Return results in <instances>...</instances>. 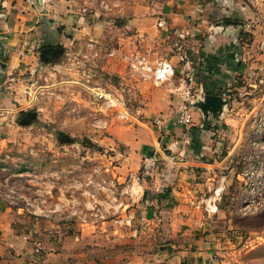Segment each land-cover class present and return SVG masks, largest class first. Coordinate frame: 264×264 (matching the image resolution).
Here are the masks:
<instances>
[{
    "label": "rangeland",
    "instance_id": "obj_1",
    "mask_svg": "<svg viewBox=\"0 0 264 264\" xmlns=\"http://www.w3.org/2000/svg\"><path fill=\"white\" fill-rule=\"evenodd\" d=\"M121 6L111 11V24L118 25L112 32L91 37L71 57L50 59L60 60L59 70L40 60L35 69L4 75L8 81L0 82V246L10 224L19 230L40 229L43 234L36 238L44 244L57 231L64 239L80 238L76 242L92 255L123 263L156 253L165 243L160 237L154 240L163 223L150 222L152 207L132 175L119 179L117 172L145 170L139 158L150 154L151 147L144 140L161 139L167 114L176 113L182 125L180 81L192 73L195 84L196 73L161 84L144 77L149 73L134 58L144 56L154 67L159 57L144 48H125L119 38L126 32L118 30L125 19L118 14ZM86 12L90 15V8ZM172 34L171 52L181 62L192 60L185 43L182 50L173 47ZM259 51L263 56L264 49ZM260 63L250 76L229 79L219 92L203 90L192 110V119L198 114L201 125L186 129L195 155L205 151L210 164L198 168H216L217 173L209 172L211 180L208 174L199 177L181 204V215L194 221L187 243L194 240L202 252L200 264H264V61ZM177 87L181 95L172 92ZM99 88L106 100L96 101ZM207 95L214 99L200 105ZM203 131L213 133L207 136L211 149L200 138ZM85 229H93L91 235ZM5 257L0 247V264H8Z\"/></svg>",
    "mask_w": 264,
    "mask_h": 264
},
{
    "label": "crops",
    "instance_id": "obj_2",
    "mask_svg": "<svg viewBox=\"0 0 264 264\" xmlns=\"http://www.w3.org/2000/svg\"><path fill=\"white\" fill-rule=\"evenodd\" d=\"M88 1L93 0H0V82L6 84L7 76L21 73L22 69H35L40 60L52 65L51 69L59 70L62 67L60 60L50 59L54 56H60V59L71 57L72 52L77 47L78 51L82 50L87 41L92 40L91 37H104L107 30L112 32L113 27L118 26H113L110 18L111 11L118 4L122 5L118 14L125 18L119 21L121 27H118V30L127 33L124 40L119 38L126 45L125 48L130 52L144 48L151 57L172 62L178 78L189 71L195 72L194 85L196 89L203 86L205 93L219 92L228 86L233 77L247 78L252 68L263 66L260 62L264 61V55H260L259 50H263L261 47L264 43V0H94L90 6ZM89 8L91 14L86 15ZM91 8H94L93 13ZM161 20L168 22L165 29L158 26ZM174 30L194 35L185 43L192 57L189 62H181L174 51L171 52L170 33ZM167 49L170 52L165 54L164 50ZM172 92L181 95L180 87L172 89ZM197 118L198 114L194 115V123L184 127L178 123L176 113L167 114L160 127L161 139L154 137L144 140L151 147L150 154L145 152L139 158V163H145L148 158L158 157L157 166L150 169L149 174L145 170L117 172L119 179L132 175L133 183L144 195V201L152 207L149 210L152 215L150 222L163 223L160 234L154 236V240L162 238L166 243L157 246L158 252L136 255L133 261L123 263L116 257L92 255L89 248L76 242L80 238L69 236L70 239H64L57 231L50 243L44 244L36 238L40 229L29 227L19 230L10 224L2 240L4 246H0L6 262L200 264L197 257L202 252L194 247V240L187 243L195 232L194 221L180 213L183 210V196L187 199L190 197V191L200 181L198 178L208 174L207 179L211 180V171L217 175L216 168H198L207 165L203 157L205 151L200 157L195 155L192 138L186 131L189 127L201 125ZM223 119L221 121L232 125L225 117ZM212 134L203 131L200 136L205 149H211L212 139L207 136ZM92 230L85 229V232L91 235Z\"/></svg>",
    "mask_w": 264,
    "mask_h": 264
},
{
    "label": "built area",
    "instance_id": "obj_3",
    "mask_svg": "<svg viewBox=\"0 0 264 264\" xmlns=\"http://www.w3.org/2000/svg\"><path fill=\"white\" fill-rule=\"evenodd\" d=\"M32 1H29V3ZM159 28L160 29H165L168 26V22L166 20H161L159 22ZM172 36H173V44H174V48L176 50H182L184 43H186L187 41H189V39L193 38V35H191V33L189 32H180L178 30H174L172 31ZM90 47L92 49H94L95 44H91ZM262 49H264V43L262 44ZM110 56L114 55V51L113 52H109ZM135 62H137V67L143 70H146L147 73H149V75H144V77L152 79L153 81H155V83L157 84H161L164 83L166 81L171 80V82L173 83V79H176V68L174 66L173 63L168 62V61H162V60H156L157 64L154 65V67L149 65V61L147 60L146 57L144 56H138L134 58ZM181 60H187L185 57H182ZM189 75H187L186 79L181 80L180 82L183 85V95L181 97V102L179 104V120L180 123L183 126H190L193 122L192 119V110L195 108V105L198 101V99H196V97H200L203 98L202 96L203 94V86H199L198 89H196L195 85H194V79H193V74L192 73H188ZM198 92V93H196ZM106 92L102 89H97V91L94 93V96L96 98V101H103L106 100ZM226 99V98H225ZM201 101V100H200ZM109 103L112 104V107L115 106L114 101L109 98ZM199 103V102H198ZM161 121L159 120L157 123H160ZM159 161L158 157H151L148 158L145 161V171L147 174H149L150 169L154 168L155 166H157V162ZM215 209H217V207L215 206Z\"/></svg>",
    "mask_w": 264,
    "mask_h": 264
},
{
    "label": "water",
    "instance_id": "obj_4",
    "mask_svg": "<svg viewBox=\"0 0 264 264\" xmlns=\"http://www.w3.org/2000/svg\"><path fill=\"white\" fill-rule=\"evenodd\" d=\"M205 99H206V100H205L204 102H200V105L206 106V105H208V103H209L210 101H212L214 98L209 97V96H206Z\"/></svg>",
    "mask_w": 264,
    "mask_h": 264
}]
</instances>
